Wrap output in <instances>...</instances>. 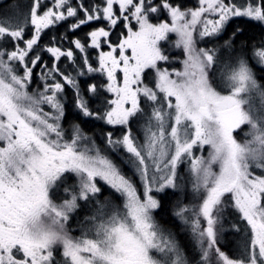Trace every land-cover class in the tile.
Instances as JSON below:
<instances>
[{"label":"snow or ice","instance_id":"1","mask_svg":"<svg viewBox=\"0 0 264 264\" xmlns=\"http://www.w3.org/2000/svg\"><path fill=\"white\" fill-rule=\"evenodd\" d=\"M0 5V264H264V0Z\"/></svg>","mask_w":264,"mask_h":264},{"label":"trees","instance_id":"2","mask_svg":"<svg viewBox=\"0 0 264 264\" xmlns=\"http://www.w3.org/2000/svg\"><path fill=\"white\" fill-rule=\"evenodd\" d=\"M11 3V0H5V4H9ZM187 3L189 4V6L192 5V3H194V0H187ZM4 5H0V8H2Z\"/></svg>","mask_w":264,"mask_h":264},{"label":"rangeland","instance_id":"3","mask_svg":"<svg viewBox=\"0 0 264 264\" xmlns=\"http://www.w3.org/2000/svg\"><path fill=\"white\" fill-rule=\"evenodd\" d=\"M256 104H257V106H259V104H260V100L259 99L256 100Z\"/></svg>","mask_w":264,"mask_h":264}]
</instances>
